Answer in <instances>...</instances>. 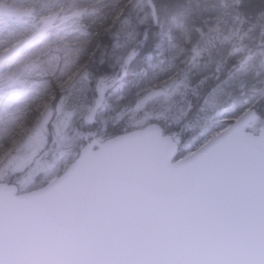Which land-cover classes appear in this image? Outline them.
Returning <instances> with one entry per match:
<instances>
[{
    "label": "snow or ice",
    "instance_id": "snow-or-ice-1",
    "mask_svg": "<svg viewBox=\"0 0 264 264\" xmlns=\"http://www.w3.org/2000/svg\"><path fill=\"white\" fill-rule=\"evenodd\" d=\"M137 7L0 0V264H264V50Z\"/></svg>",
    "mask_w": 264,
    "mask_h": 264
},
{
    "label": "trees",
    "instance_id": "trees-1",
    "mask_svg": "<svg viewBox=\"0 0 264 264\" xmlns=\"http://www.w3.org/2000/svg\"><path fill=\"white\" fill-rule=\"evenodd\" d=\"M106 2H115V0H106ZM154 2L160 16H167L165 32L169 28L172 29L174 38L179 42H183L184 30H187L195 39L198 27H204L207 30V26L215 24L216 17L223 13L220 27L225 35L229 32L237 33L233 40L245 45L246 50L251 49L253 52L264 50V0H154ZM137 3L143 5V10L139 7L133 9L134 16L137 14L143 16L145 12L150 11L148 0H137ZM156 31V25H153L148 40L143 46L144 55L141 58V63H155L154 59L150 60L155 51L153 44L156 39L162 38L154 35ZM241 36L243 37L242 41L240 40ZM244 54L237 53L233 57L225 56V59L229 64L233 59L239 62ZM213 67H215L214 62L201 69L202 74L208 76L210 80L216 75ZM227 71L228 68L225 67L223 73L226 75ZM226 100L229 106H232L231 99L226 98ZM240 101H236L235 107H239ZM257 106L264 108V101Z\"/></svg>",
    "mask_w": 264,
    "mask_h": 264
},
{
    "label": "water",
    "instance_id": "water-1",
    "mask_svg": "<svg viewBox=\"0 0 264 264\" xmlns=\"http://www.w3.org/2000/svg\"><path fill=\"white\" fill-rule=\"evenodd\" d=\"M151 2L155 3L154 0H151ZM153 25H155V23H153L152 26ZM69 251L70 247L66 241L51 238H42L37 241L29 242L24 249L26 254L41 258L57 257L67 254Z\"/></svg>",
    "mask_w": 264,
    "mask_h": 264
},
{
    "label": "rangeland",
    "instance_id": "rangeland-1",
    "mask_svg": "<svg viewBox=\"0 0 264 264\" xmlns=\"http://www.w3.org/2000/svg\"><path fill=\"white\" fill-rule=\"evenodd\" d=\"M210 64H213V63H210ZM215 69V67H213ZM207 69H211V68H207ZM237 96H238V99L237 100H243L244 99V96L242 95H239V93H237Z\"/></svg>",
    "mask_w": 264,
    "mask_h": 264
}]
</instances>
